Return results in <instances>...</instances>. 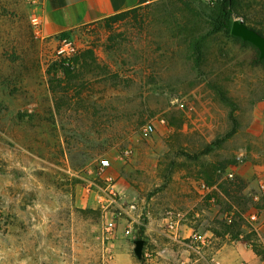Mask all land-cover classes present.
I'll return each instance as SVG.
<instances>
[{"label": "rangeland", "instance_id": "374dc122", "mask_svg": "<svg viewBox=\"0 0 264 264\" xmlns=\"http://www.w3.org/2000/svg\"><path fill=\"white\" fill-rule=\"evenodd\" d=\"M40 2L0 0V264H264V56L213 32L221 3L145 4L63 58ZM231 21L264 37V0Z\"/></svg>", "mask_w": 264, "mask_h": 264}, {"label": "crops", "instance_id": "0c3cea01", "mask_svg": "<svg viewBox=\"0 0 264 264\" xmlns=\"http://www.w3.org/2000/svg\"><path fill=\"white\" fill-rule=\"evenodd\" d=\"M144 0H41L37 17L43 38H68L80 27L135 10ZM240 33V30L237 29Z\"/></svg>", "mask_w": 264, "mask_h": 264}, {"label": "trees", "instance_id": "16d2710c", "mask_svg": "<svg viewBox=\"0 0 264 264\" xmlns=\"http://www.w3.org/2000/svg\"><path fill=\"white\" fill-rule=\"evenodd\" d=\"M237 1L238 0H223L221 2L218 16L216 20L214 21L213 32L215 33L216 32H225V33L230 32L236 37H239L245 41H250L256 47L258 52L262 56H264V37L261 36L256 31L250 28H247L243 24H239L238 22L231 21V16L233 14L234 6L236 5ZM125 13H122V14H125ZM237 29L240 30V33H238L239 31H237Z\"/></svg>", "mask_w": 264, "mask_h": 264}, {"label": "built area", "instance_id": "2783aa9c", "mask_svg": "<svg viewBox=\"0 0 264 264\" xmlns=\"http://www.w3.org/2000/svg\"><path fill=\"white\" fill-rule=\"evenodd\" d=\"M154 1H157V0H144V4H150ZM198 1H201L203 2L204 4H207V5H215V4H218V3H221L223 0H198ZM31 24L32 26L39 30L40 29V19L37 17V16H33L31 18ZM59 49L57 51V54L63 58H69V56L74 53V47H73V43L70 41V39L68 38H62V39H59ZM153 131V127L151 125H147V126H144L142 128V132L144 135H148L150 134L151 132ZM238 159H240V157H238ZM102 164L104 166H108V163L107 162H102ZM228 177L229 178H232V174L229 173L228 174ZM111 226V224H110ZM195 239H197V236L194 235Z\"/></svg>", "mask_w": 264, "mask_h": 264}, {"label": "water", "instance_id": "95a60500", "mask_svg": "<svg viewBox=\"0 0 264 264\" xmlns=\"http://www.w3.org/2000/svg\"><path fill=\"white\" fill-rule=\"evenodd\" d=\"M142 242L136 241L135 242V254L139 258L140 257V249H141Z\"/></svg>", "mask_w": 264, "mask_h": 264}]
</instances>
